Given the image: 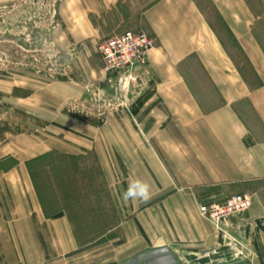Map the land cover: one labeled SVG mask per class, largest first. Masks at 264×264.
I'll return each mask as SVG.
<instances>
[{"label":"crops","instance_id":"obj_1","mask_svg":"<svg viewBox=\"0 0 264 264\" xmlns=\"http://www.w3.org/2000/svg\"><path fill=\"white\" fill-rule=\"evenodd\" d=\"M208 2L222 23L200 0H0V27H48L37 33L51 50L32 53L53 59L29 61L28 35L15 39L19 52L0 50V264H129L165 248L179 264H264L258 17L246 0ZM126 31L155 41L128 91L99 51ZM92 155L117 222L81 244L68 213L48 209L34 167L49 156ZM137 179L151 198L125 201ZM241 193L252 206L228 231L242 254L200 214L201 205Z\"/></svg>","mask_w":264,"mask_h":264},{"label":"rangeland","instance_id":"obj_2","mask_svg":"<svg viewBox=\"0 0 264 264\" xmlns=\"http://www.w3.org/2000/svg\"><path fill=\"white\" fill-rule=\"evenodd\" d=\"M200 1L206 8L208 16L211 17L212 21H215L214 12L208 7V0ZM251 1L256 11L260 15L262 14L256 23V30L264 41V8L258 4V0ZM34 22L32 20L29 22V26L22 27L19 22L14 20L13 26L8 28V30L11 29V33L5 32V28L1 26L0 50L12 49L14 53L19 52L21 47L15 42V39L28 35L29 61H43L44 65L51 66L53 59L43 53L40 54L42 60L33 58L32 50H51L50 45L45 42L44 36H39L37 33V31L48 32L49 28L36 26L33 24ZM5 33L11 36L13 42L4 43L2 41L3 36H6ZM22 50L24 51V48ZM34 168L36 182L41 187L43 199L48 209L53 210L57 204L59 209H64L68 213L67 215L81 244L98 240L117 222L114 202L110 198L100 168L93 155L79 159L49 156L38 167L35 166Z\"/></svg>","mask_w":264,"mask_h":264},{"label":"built area","instance_id":"obj_3","mask_svg":"<svg viewBox=\"0 0 264 264\" xmlns=\"http://www.w3.org/2000/svg\"><path fill=\"white\" fill-rule=\"evenodd\" d=\"M154 44V39L144 32L126 31L99 45L104 69L114 74L120 90L128 91L132 84L139 82L140 71L146 66ZM251 206V194L241 193L201 205L200 214L224 233L225 246L242 254L244 245L228 231V227L233 218L247 213Z\"/></svg>","mask_w":264,"mask_h":264},{"label":"clouds","instance_id":"obj_4","mask_svg":"<svg viewBox=\"0 0 264 264\" xmlns=\"http://www.w3.org/2000/svg\"><path fill=\"white\" fill-rule=\"evenodd\" d=\"M150 198V184L140 179L130 182L127 189L123 192V199L125 201H147Z\"/></svg>","mask_w":264,"mask_h":264},{"label":"water","instance_id":"obj_5","mask_svg":"<svg viewBox=\"0 0 264 264\" xmlns=\"http://www.w3.org/2000/svg\"><path fill=\"white\" fill-rule=\"evenodd\" d=\"M118 89L120 90L119 86ZM226 242H228V240ZM226 247L231 249L229 246ZM162 257H167V263L169 264H179V262L172 255L171 251L167 248L149 252L140 256L139 258L132 260L129 264H161V262L156 259Z\"/></svg>","mask_w":264,"mask_h":264},{"label":"trees","instance_id":"obj_6","mask_svg":"<svg viewBox=\"0 0 264 264\" xmlns=\"http://www.w3.org/2000/svg\"><path fill=\"white\" fill-rule=\"evenodd\" d=\"M246 1H247L248 4L250 5V7L254 10V12L256 13V15H257V17H258V20H259V18H260V16H261L262 14L260 15V14L256 11V9L254 8V6H253L251 0H246ZM257 2H258V4H259L261 7H263V5H262V3H261L260 0H258ZM210 5H211V4H210ZM214 14H215L217 20H219V21L222 23V20H221L220 16L218 15V12H216V10H214ZM263 14H264V12H263ZM225 29H226V28H225ZM226 31H227V34H228V36H229V39L232 40V41L234 42V44H236V41H235L234 37L232 36V34H231L228 30H226ZM254 35L256 36V39L258 40L259 44L261 45L262 49L264 50V41H263V39H262V36L257 32L256 27H255V29H254ZM77 159H78V158H77ZM36 185H37V187H38V190H39V192H40L42 198H44V197H43V194H42V192H41V187L38 185L37 182H36Z\"/></svg>","mask_w":264,"mask_h":264}]
</instances>
